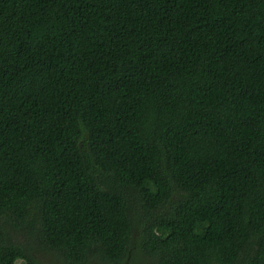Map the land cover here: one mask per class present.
Masks as SVG:
<instances>
[{
  "label": "trees",
  "instance_id": "obj_1",
  "mask_svg": "<svg viewBox=\"0 0 264 264\" xmlns=\"http://www.w3.org/2000/svg\"><path fill=\"white\" fill-rule=\"evenodd\" d=\"M264 264V0H0V264Z\"/></svg>",
  "mask_w": 264,
  "mask_h": 264
},
{
  "label": "rangeland",
  "instance_id": "obj_2",
  "mask_svg": "<svg viewBox=\"0 0 264 264\" xmlns=\"http://www.w3.org/2000/svg\"><path fill=\"white\" fill-rule=\"evenodd\" d=\"M44 263L46 264V261H44Z\"/></svg>",
  "mask_w": 264,
  "mask_h": 264
}]
</instances>
